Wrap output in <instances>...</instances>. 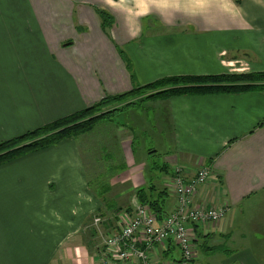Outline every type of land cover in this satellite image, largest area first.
Returning <instances> with one entry per match:
<instances>
[{
  "label": "crops",
  "instance_id": "obj_1",
  "mask_svg": "<svg viewBox=\"0 0 264 264\" xmlns=\"http://www.w3.org/2000/svg\"><path fill=\"white\" fill-rule=\"evenodd\" d=\"M100 12L112 19L107 29ZM252 73H264V0H0V143L166 78ZM150 104L151 122L134 107L121 113L125 123L94 128L125 168L96 176L106 195L79 138L0 166V264H102L104 237L119 212L141 205L137 192L166 191L167 216L177 178L204 167L212 177L193 207L226 215L195 227L194 264L204 250L215 264H264V92ZM91 133L85 148L97 142ZM142 134L159 145L145 141L136 155ZM180 257L169 243L151 260Z\"/></svg>",
  "mask_w": 264,
  "mask_h": 264
},
{
  "label": "trees",
  "instance_id": "obj_2",
  "mask_svg": "<svg viewBox=\"0 0 264 264\" xmlns=\"http://www.w3.org/2000/svg\"><path fill=\"white\" fill-rule=\"evenodd\" d=\"M240 3V0H234ZM104 29L112 25V19L100 12ZM125 58V56L123 55ZM129 64L128 60L126 59ZM264 92V73L221 75L213 77H174L134 89L117 96H106L99 103L81 112L60 119L16 139L0 143V166L13 162L28 154L48 149L61 141L76 139L91 132L99 122L113 121L114 117L136 105L135 100L147 96L149 100L168 99L180 96L241 95ZM98 187V186H96ZM95 188V184H94ZM100 196L106 195L103 187L95 188ZM166 191L156 192L154 188L137 192L141 205H148L158 216H165ZM121 209L116 210V212Z\"/></svg>",
  "mask_w": 264,
  "mask_h": 264
},
{
  "label": "built area",
  "instance_id": "obj_3",
  "mask_svg": "<svg viewBox=\"0 0 264 264\" xmlns=\"http://www.w3.org/2000/svg\"><path fill=\"white\" fill-rule=\"evenodd\" d=\"M177 173L180 174V171ZM212 177L210 168H202L193 179L183 175L176 180L175 209L159 220L148 205L137 206L133 212L122 211L116 215L117 230L104 237L102 264H155L151 260L156 246L173 243L181 257L170 264H194L195 227L221 221L225 209H196L194 198L200 187ZM96 224L101 220L96 219Z\"/></svg>",
  "mask_w": 264,
  "mask_h": 264
},
{
  "label": "rangeland",
  "instance_id": "obj_4",
  "mask_svg": "<svg viewBox=\"0 0 264 264\" xmlns=\"http://www.w3.org/2000/svg\"><path fill=\"white\" fill-rule=\"evenodd\" d=\"M149 94L150 93H146V96H143L142 98L135 100L134 102H136V105L134 107L138 108L137 109L138 113L140 112V113L147 114V117H149L148 119L151 122L152 118L158 116V111L155 110V108L153 109L152 107H149L150 109H147L148 106H152L150 104V101H152V100L147 99V96H149ZM131 109H129V110H131ZM129 110H127V111H129ZM127 111H125V112H127ZM121 115L122 114H118L116 117H114V121L125 123V117H124L125 115H122V116ZM136 135L139 136L141 134L139 131H137ZM91 136L93 137V139H91L92 142L97 141V142H94L92 144L91 148H85V146L83 144V138L81 136L78 137L79 138V144H80V148L84 154V157H87V160H88V158H90V155H91V158L94 157V160L97 157L96 163L98 164L99 168H97V170H94V171L92 169H90L91 172L90 171L89 172L91 173L90 178L93 179L92 180L93 186L95 184V188L100 189L102 187L103 183L101 184L100 182L97 181L96 176L98 174L102 173V179L103 180L104 179L109 180L111 177H114L116 174H121L122 172H124L125 168L123 166V159L120 156H118L120 154L118 153L116 146H114L110 142V139H108L107 134L105 137H103L102 133L100 132V129H96V130L93 129ZM143 137H144V141H141V143L137 142L134 146V151L136 152V155L142 153V151L144 149L143 146L145 145V144H143V142L147 141L148 147L151 146L150 142L152 139L146 140V136L143 135ZM161 139L164 140L165 137H162ZM152 141L154 142L155 146L159 145L157 143V140H152ZM87 164L89 165L90 162H88ZM93 173H95V174L92 175ZM96 186H98V187H96ZM209 258L210 257H209L207 250L200 251L199 264H201V263L202 264H215L214 263L215 261H210Z\"/></svg>",
  "mask_w": 264,
  "mask_h": 264
}]
</instances>
